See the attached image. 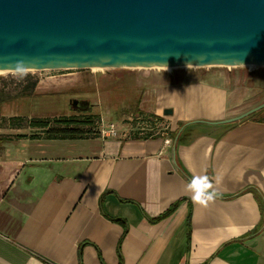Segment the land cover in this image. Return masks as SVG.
I'll return each instance as SVG.
<instances>
[{"label":"crops","instance_id":"crops-1","mask_svg":"<svg viewBox=\"0 0 264 264\" xmlns=\"http://www.w3.org/2000/svg\"><path fill=\"white\" fill-rule=\"evenodd\" d=\"M150 83L139 110L167 123L160 135L33 138L31 126H0L10 137L0 148V264H264V122L195 121L243 112L223 82L174 72ZM181 168L207 176L216 198L194 204ZM183 197L169 216L147 218Z\"/></svg>","mask_w":264,"mask_h":264},{"label":"water","instance_id":"water-1","mask_svg":"<svg viewBox=\"0 0 264 264\" xmlns=\"http://www.w3.org/2000/svg\"><path fill=\"white\" fill-rule=\"evenodd\" d=\"M18 63L28 70L264 65V0H0V70H20ZM262 108L264 101L195 121L230 123Z\"/></svg>","mask_w":264,"mask_h":264},{"label":"rangeland","instance_id":"rangeland-1","mask_svg":"<svg viewBox=\"0 0 264 264\" xmlns=\"http://www.w3.org/2000/svg\"><path fill=\"white\" fill-rule=\"evenodd\" d=\"M182 72L195 77H207L214 82H223L231 88L235 98L240 99V109L245 111L264 101V65L184 66L163 69L162 67H108L93 68H52L43 70H16L0 73V126L22 123L29 126L35 116L73 117L85 128H92L97 136H102V129L107 130L115 122L118 135L141 133L160 135L168 131L167 123L153 114L139 110L141 92L151 83L156 75ZM38 83L34 94L22 96L19 90L30 85L33 79ZM38 95L51 96L50 103L39 100ZM72 98H88L91 107L74 109ZM8 114H13L8 116ZM25 115L14 120L16 115ZM139 117V119L137 118ZM253 116L242 118L247 120ZM16 119V118H15ZM51 124H54L52 121ZM129 127L128 130H125ZM133 127V129H131ZM39 130L32 127L29 134ZM96 136V135H95ZM106 135V138L116 137Z\"/></svg>","mask_w":264,"mask_h":264},{"label":"trees","instance_id":"trees-1","mask_svg":"<svg viewBox=\"0 0 264 264\" xmlns=\"http://www.w3.org/2000/svg\"><path fill=\"white\" fill-rule=\"evenodd\" d=\"M38 83V79L35 78L31 81L30 85H24L20 90L19 93L22 96H30L34 94L36 90V86ZM39 100L46 101L50 103L51 96L43 97V95H38ZM42 101L39 102L42 104ZM79 109V108H74ZM25 115H16L14 117V120H19ZM252 119L258 122H264V108L252 113ZM0 117H1V111H0ZM16 118V119H15ZM54 122V124H51V122ZM88 124L90 121H78L77 119H74L73 117H67V116H60V117H54V119H51L50 115L47 116H35L29 123V126L35 127L39 130H36L34 133H32L30 136L33 138L36 137H45V138H83V137H89L91 135H98L96 131H94L92 128H85L81 124ZM186 123V122H185ZM185 123H181L179 128L184 125ZM13 127H23L24 125L22 123H15L12 124ZM179 128L175 131V135H177ZM17 137H25L27 134L25 133H19L16 135ZM150 135H147L146 137H149ZM10 139L7 135H0V148H2V144ZM181 170L185 173V175L189 178L191 181L192 178L190 175L185 171V169L181 168ZM247 189L255 190L254 187H248ZM255 194L260 199V196L258 194V191L255 190ZM122 200L126 201H133L132 199H124ZM184 200L183 198H180L173 202L163 213L151 217L147 215V218L152 221L156 222L159 221L167 216H169L171 213H173L177 207L180 205V203ZM262 204V202H261ZM192 203L189 204V212L187 217V226H188V236L190 238L191 236V217H192Z\"/></svg>","mask_w":264,"mask_h":264},{"label":"clouds","instance_id":"clouds-1","mask_svg":"<svg viewBox=\"0 0 264 264\" xmlns=\"http://www.w3.org/2000/svg\"><path fill=\"white\" fill-rule=\"evenodd\" d=\"M20 67L21 65L18 63L17 68L20 69ZM187 190L192 193L190 198L194 204H207L217 196V192L213 189V184L207 176H193L187 185Z\"/></svg>","mask_w":264,"mask_h":264},{"label":"built area","instance_id":"built-area-1","mask_svg":"<svg viewBox=\"0 0 264 264\" xmlns=\"http://www.w3.org/2000/svg\"><path fill=\"white\" fill-rule=\"evenodd\" d=\"M138 119H139V117H137ZM156 119H158V118H156ZM131 129H133V127H131ZM102 133L104 134V135H118V128L116 127V125H115V122H113L112 124H110V127H109V129H107V130H103L102 129ZM172 139H170V138H168L167 139V142H170Z\"/></svg>","mask_w":264,"mask_h":264},{"label":"bare ground","instance_id":"bare-ground-1","mask_svg":"<svg viewBox=\"0 0 264 264\" xmlns=\"http://www.w3.org/2000/svg\"><path fill=\"white\" fill-rule=\"evenodd\" d=\"M247 66H249V67H253V66H256V65H252V64H249V65H247ZM180 67V66H179ZM181 67H184V66H181ZM193 67H195V66H193ZM93 69H103V68H108V67H92ZM163 69H171V68H173V67H162ZM20 70H25V69H20ZM10 71H16V70H0V73H4V72H10Z\"/></svg>","mask_w":264,"mask_h":264},{"label":"flooded vegetation","instance_id":"flooded-vegetation-1","mask_svg":"<svg viewBox=\"0 0 264 264\" xmlns=\"http://www.w3.org/2000/svg\"><path fill=\"white\" fill-rule=\"evenodd\" d=\"M91 107V106H90Z\"/></svg>","mask_w":264,"mask_h":264}]
</instances>
